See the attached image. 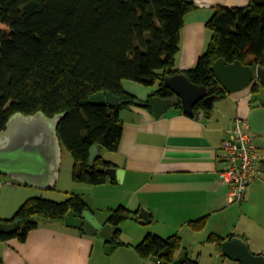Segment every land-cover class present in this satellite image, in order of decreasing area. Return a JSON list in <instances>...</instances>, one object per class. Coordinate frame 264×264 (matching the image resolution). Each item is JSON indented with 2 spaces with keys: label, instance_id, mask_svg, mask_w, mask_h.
<instances>
[{
  "label": "trees",
  "instance_id": "1",
  "mask_svg": "<svg viewBox=\"0 0 264 264\" xmlns=\"http://www.w3.org/2000/svg\"><path fill=\"white\" fill-rule=\"evenodd\" d=\"M194 11V4L184 0H0V25L5 26L0 30V132L16 113L42 112L51 118L65 112L57 136L73 159L72 180L93 186L116 184L104 172L113 167L110 162L98 155L90 167L88 159L92 146L117 151L122 134L120 111L130 106L152 111V97L175 98L163 87L164 78L175 74L205 87L214 100L225 98L228 94L211 71L217 59L264 69V5L251 1L242 8H216L205 25L211 33L206 51L192 69H177L184 18ZM124 81L148 87L157 84L158 89L140 101L123 89ZM250 86L252 94H258L260 86ZM98 92L116 97L118 105L90 103L89 97ZM172 107L182 112L178 99ZM193 109L202 110L204 117L210 110L203 101ZM68 210L80 215L88 207L76 194L61 203L28 198L13 217L0 219V225L16 223L13 231L0 232V243L24 242L39 226L37 218L63 224ZM138 213L123 206L111 210L105 223L112 228V239L104 243L124 246L117 242L120 225L132 217L138 221ZM207 222L204 216L187 226L200 232ZM232 237L210 234L207 242L221 251V243ZM134 250L141 259L156 261L152 264H171L179 256L181 264H198L178 235L147 234Z\"/></svg>",
  "mask_w": 264,
  "mask_h": 264
},
{
  "label": "crops",
  "instance_id": "2",
  "mask_svg": "<svg viewBox=\"0 0 264 264\" xmlns=\"http://www.w3.org/2000/svg\"><path fill=\"white\" fill-rule=\"evenodd\" d=\"M184 1L192 2L196 11L184 18L180 32V49L175 59L180 71L192 69L206 51L211 33L205 25L214 10L218 7L242 8L251 0ZM122 87L140 101L158 89L157 84L148 87L131 81H124ZM255 100L264 105L262 87L254 95L248 86L223 99L213 100L208 116H203L200 121L172 105L158 118L154 117L153 108L151 111L130 106L120 111L122 134L118 149L108 152L107 160L102 158L122 172V180L113 178L116 184L108 182L104 186H118L129 194L128 198L117 201L120 206L130 211L142 208L148 213L149 222L144 224L150 226L147 234L160 238L178 235L182 247L186 237L195 241L190 243H196L195 236L203 232L190 230L187 223L204 216L208 217L205 228L213 227L216 230L212 234L222 238L228 235L242 237L241 234L249 231L243 227V233L238 232L241 218L256 223L264 231V136L254 140L260 154L257 178L245 189L241 201H228L229 187L221 183L218 176L228 165L223 149L226 131L236 118L246 122L250 104ZM215 218H218L217 222L212 224ZM98 221L105 224L103 220ZM38 223L39 226L28 233L24 242L10 239L0 243L3 264H92L95 243L101 241L102 248L108 245L99 236L85 235L58 221ZM136 233L135 241L145 237L143 231ZM198 242L202 245V241ZM125 245L121 246L133 244ZM116 247L119 246L108 248L114 252ZM248 248L251 250L250 245ZM257 255H264V248ZM128 261L146 264V260L140 257L123 261V264ZM121 262L118 260V264Z\"/></svg>",
  "mask_w": 264,
  "mask_h": 264
},
{
  "label": "water",
  "instance_id": "3",
  "mask_svg": "<svg viewBox=\"0 0 264 264\" xmlns=\"http://www.w3.org/2000/svg\"><path fill=\"white\" fill-rule=\"evenodd\" d=\"M256 6L264 5V0H251ZM215 80L227 94L237 92L253 84H258L264 92V69L256 66L255 70L239 61L226 63L217 59L211 66ZM163 87L174 96L151 98L153 114L160 117L171 105L180 101L183 114L200 121L204 113L202 110L194 112L198 101H203L210 107L214 96H209L206 88L192 84L183 74L165 77ZM88 101L92 104L115 107L118 99L109 93L98 92L92 94ZM65 112L46 117L42 112L24 116L13 114L7 121L5 129L0 132V176H5L18 184L39 190H48L55 187L58 179L62 148L57 136V128L65 116ZM249 131L254 136H264V105L260 100L250 104V112L246 119ZM99 148L92 146L89 149L88 165L93 166L98 156ZM81 165L77 167L79 173ZM109 179L122 180V172L109 167L104 169ZM139 224L149 222V215L140 209ZM63 225L81 230L88 236H99L104 241L112 239V228L109 224H101L88 210L77 215L68 210L63 217ZM16 227L14 224H1L0 232L8 233ZM112 245L108 244L107 247ZM221 254L238 264H264V255L252 254L248 245L240 237H232L220 245ZM154 263L156 261L150 260ZM179 256L171 264H181Z\"/></svg>",
  "mask_w": 264,
  "mask_h": 264
},
{
  "label": "rangeland",
  "instance_id": "4",
  "mask_svg": "<svg viewBox=\"0 0 264 264\" xmlns=\"http://www.w3.org/2000/svg\"><path fill=\"white\" fill-rule=\"evenodd\" d=\"M0 30H5V26L0 25ZM253 138L257 141L259 136H253ZM107 155H110L107 151L103 149L100 151V156L106 160ZM73 165L74 162L70 154L66 150L62 149L58 179L55 187L48 190L30 188L25 185L18 184L8 177L0 176V219L8 220L6 218L10 219L13 217L19 206L28 198H41L61 203L64 202L71 194H76L80 196V198L87 205L88 211L95 216L97 220L106 221L110 215V211L117 209L120 206L117 201L121 198H128L129 194L122 191V188H119L118 186H104L105 184L93 186L74 182L72 180ZM133 200L135 201V196H133ZM132 218L126 219L120 225L119 240L126 243V245L127 243L128 245H133L126 247L119 246L116 247L114 252H110L107 245L102 248V242L97 241L92 255V264H118V260H122L121 264H123V261L126 262L127 260H132L134 257L139 258L134 250V246L140 243L142 239L135 241L137 234L136 231H143L145 234L144 236H146L148 233L146 231H148L147 229H149L148 227L150 226L141 225L138 221H135ZM217 219L218 218L212 220V224L217 222ZM36 221L41 222L42 224H50L53 222L42 220L41 218H37ZM241 221L238 232L243 233V227L249 228V231L245 233V235L241 234L242 237L240 238L243 239L247 245L249 244L251 246L250 251L257 255L259 250L264 248V231L254 222H250L249 220L246 221L243 218H241ZM214 230L216 229H213L211 226L202 230L203 232L200 235L198 234L195 236L196 243H190L195 241L186 237V241L183 246L186 247L185 249L187 250L188 255L192 259H195L198 264H236L229 259L223 258L221 251H219L214 244L207 242L208 236L212 234ZM217 230H219L217 232L223 233L221 229ZM184 231H187V229ZM198 241H202V245H200ZM145 263L152 264L147 261ZM127 264L133 263L132 261H128Z\"/></svg>",
  "mask_w": 264,
  "mask_h": 264
},
{
  "label": "built area",
  "instance_id": "5",
  "mask_svg": "<svg viewBox=\"0 0 264 264\" xmlns=\"http://www.w3.org/2000/svg\"><path fill=\"white\" fill-rule=\"evenodd\" d=\"M225 135L223 149L228 165L218 176L221 183L229 187L228 201L239 202L245 189L257 178L260 154L245 121L236 118Z\"/></svg>",
  "mask_w": 264,
  "mask_h": 264
}]
</instances>
